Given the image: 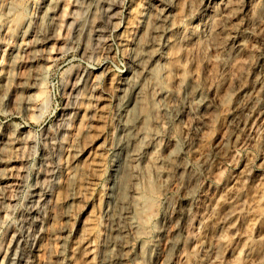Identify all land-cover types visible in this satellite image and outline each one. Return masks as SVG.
<instances>
[{
  "label": "rangeland",
  "instance_id": "obj_1",
  "mask_svg": "<svg viewBox=\"0 0 264 264\" xmlns=\"http://www.w3.org/2000/svg\"><path fill=\"white\" fill-rule=\"evenodd\" d=\"M48 1L0 0V264H96L106 237L101 208L115 152V82L147 0H61L64 17L55 32L42 13ZM171 1L170 33L188 26L199 37L180 50L184 77L193 74L210 106L197 127L184 94L173 92L177 110L165 135L186 169L180 183L153 192L157 206L138 212L142 242H132L120 264H144L139 253L155 240L163 218L185 205L179 245L168 252L166 236L158 237L152 264L165 258L169 264H264V108L253 117L239 106L263 72L264 0H245L239 13L244 49L225 70L218 67L223 53L202 31L203 11L195 14L198 0ZM237 1L212 0L209 8L225 3L230 9ZM26 25L35 42L22 35ZM5 77L15 80L12 88ZM214 83L219 90L227 86L224 103L207 91ZM94 96H105L99 108ZM90 108L92 119L86 118ZM82 146L87 151L72 161L73 149ZM171 229L167 223V234ZM81 235L91 244L89 255L77 246Z\"/></svg>",
  "mask_w": 264,
  "mask_h": 264
},
{
  "label": "bare ground",
  "instance_id": "obj_2",
  "mask_svg": "<svg viewBox=\"0 0 264 264\" xmlns=\"http://www.w3.org/2000/svg\"><path fill=\"white\" fill-rule=\"evenodd\" d=\"M171 2V0H147L140 15L137 36L130 41L126 69L115 82L118 92L115 96L119 100L116 135L114 143H112L115 152L113 162L110 161V182L101 208V214L106 221V237L96 264H120L123 259L128 258L131 243L142 242V235L139 232L142 223L138 219L140 215L138 212L150 210L154 205L157 206L159 202L154 204L157 198L154 199L153 192L162 193L176 180L179 183L182 180L186 164L181 161V151L170 147L169 140L165 135V124L171 114L177 110L176 104L172 101L173 92L181 90V93L184 94L182 101L194 113L193 122L197 127L210 106V101L201 94L202 89L195 84L193 74L188 73L187 81L184 77V69L181 68V62H179L180 50L189 49L194 43V38L197 39L198 35L192 27L188 26L187 28L183 27L176 34L170 33V28L174 24ZM211 2L212 0H198L195 14L200 15L203 11L202 15L206 18L204 17L202 31L207 36L209 43L223 53L224 58L219 61L218 67L225 70L235 65L244 49V30L239 13L245 6V0L237 1L236 6L232 3L233 8L230 9L224 3L218 10L209 8L212 7V5L209 6ZM204 5L206 6L203 8ZM42 13L47 23L53 24V32H55L64 17L63 2L49 0L42 9ZM28 27L26 25L22 35L32 42L34 41L32 38L35 36L34 29L31 30ZM94 32L97 34V31ZM142 33H145L144 39ZM51 39L52 35L44 36L40 40L42 44L46 45ZM27 47L28 45H24L19 50L24 52ZM16 50L17 48L9 53L10 58L14 59ZM16 57L18 58L17 55ZM20 60L22 61V59ZM262 71V75L257 78L254 85L243 94L239 101L241 114L247 112V115L255 117V115H261L260 113L263 111L264 66ZM5 83L9 88H12L16 82L5 77ZM226 87L219 90V85L214 83L207 87V91L212 94L216 103L223 102L227 94ZM103 97L105 98V96ZM103 97L94 96L93 100L96 102L97 108L102 103ZM94 108L88 109L90 115H87L86 118L92 119ZM239 115L231 117V121L237 125L242 120ZM149 121L153 126L152 124L148 125ZM1 138L0 134V141ZM84 146L73 149L72 161L81 160L87 151V149L84 151ZM89 152L90 150L88 154ZM0 180H4V178L0 177ZM155 196L158 195L155 194ZM188 207L185 205L179 209H172L170 214L163 218V224L159 228L156 227L157 230L155 228L154 239L158 240L160 237L166 236L168 252L179 245L180 239L177 238V232L181 227L182 217L188 212ZM67 211L65 209L64 214H67ZM147 216L150 217L148 214ZM145 223L147 222H144L143 225ZM167 223H172L169 234L166 232ZM62 230L63 228H60V231ZM85 238L81 235L77 246L81 249V253L89 255L91 244ZM155 240H150L152 242L147 251L138 252L139 258L144 264L155 262V250L157 249ZM169 262V258H165L163 264H169Z\"/></svg>",
  "mask_w": 264,
  "mask_h": 264
}]
</instances>
